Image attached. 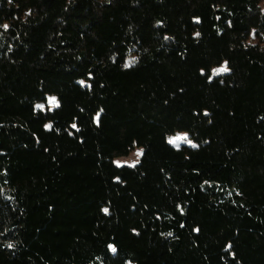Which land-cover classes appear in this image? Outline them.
I'll return each instance as SVG.
<instances>
[{
	"label": "trees",
	"instance_id": "16d2710c",
	"mask_svg": "<svg viewBox=\"0 0 264 264\" xmlns=\"http://www.w3.org/2000/svg\"><path fill=\"white\" fill-rule=\"evenodd\" d=\"M263 5L0 0V264H264Z\"/></svg>",
	"mask_w": 264,
	"mask_h": 264
},
{
	"label": "rangeland",
	"instance_id": "374dc122",
	"mask_svg": "<svg viewBox=\"0 0 264 264\" xmlns=\"http://www.w3.org/2000/svg\"><path fill=\"white\" fill-rule=\"evenodd\" d=\"M262 7H263V9H264V5H263ZM225 66H226V65H224L223 67H225ZM217 70H218V69H217ZM217 70H215V72H216ZM49 100H50V99H49ZM48 103H49V102H48ZM48 105H50V106L52 107L51 109L54 108L53 105H51V104H48ZM182 136H184V135H180V136H178V137H182ZM174 138H176V136H172V137H170L169 140H170V139H174ZM183 143H184V142H179L178 147L181 146ZM170 144H171V143H170ZM189 144H190V143H189ZM172 145H173V144H172ZM174 146H177V145H174ZM141 155H142V149H140V148H136V149H135V150H134L129 156L116 159V160H115V163H116L118 166H123V165H127V166H135V165L139 162V159H140Z\"/></svg>",
	"mask_w": 264,
	"mask_h": 264
},
{
	"label": "snow or ice",
	"instance_id": "6c2138e0",
	"mask_svg": "<svg viewBox=\"0 0 264 264\" xmlns=\"http://www.w3.org/2000/svg\"><path fill=\"white\" fill-rule=\"evenodd\" d=\"M227 71H228V68L225 66V67H221L220 69H218L215 74L219 75V74L227 72ZM49 104H51L53 106H58L55 98H50ZM38 107H42V106H38ZM179 142H188L187 136L176 137L174 139L169 140V143H171L173 145H177V146H178ZM193 147H195V145H193ZM105 211H107V210H105Z\"/></svg>",
	"mask_w": 264,
	"mask_h": 264
}]
</instances>
